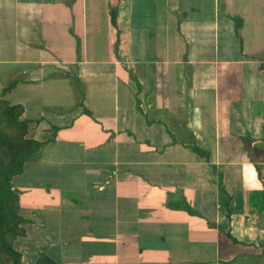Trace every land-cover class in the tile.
I'll return each instance as SVG.
<instances>
[{"label": "crops", "instance_id": "obj_1", "mask_svg": "<svg viewBox=\"0 0 264 264\" xmlns=\"http://www.w3.org/2000/svg\"><path fill=\"white\" fill-rule=\"evenodd\" d=\"M12 42L0 95L50 126L21 264H264V0H0Z\"/></svg>", "mask_w": 264, "mask_h": 264}, {"label": "trees", "instance_id": "obj_2", "mask_svg": "<svg viewBox=\"0 0 264 264\" xmlns=\"http://www.w3.org/2000/svg\"><path fill=\"white\" fill-rule=\"evenodd\" d=\"M112 21L117 24V9L112 10ZM5 92L0 95V264H21L15 241L26 233L28 220L21 213L22 190L13 179L42 143L27 136L32 120L23 116V104L4 98Z\"/></svg>", "mask_w": 264, "mask_h": 264}, {"label": "rangeland", "instance_id": "obj_3", "mask_svg": "<svg viewBox=\"0 0 264 264\" xmlns=\"http://www.w3.org/2000/svg\"><path fill=\"white\" fill-rule=\"evenodd\" d=\"M19 44H20V42L5 43V45H9V47H11V48L9 50L5 51V54L0 53V56L5 57V58H6V56L13 57L14 55L17 54V46ZM71 78H72L74 85H76L75 86L76 90H79L78 92H76L77 96H78V98H80V100H82L83 96H84L83 84L80 83L81 81L79 78H77V76H72ZM62 107H63V110L70 108V107H65V106H62ZM47 109L49 112V110L50 111L57 110V107H50L49 108V106H47L46 110ZM49 129H50V126H48V123H45V122L32 123L31 124V131L27 136H31L34 138L38 137L41 140H46L47 137H49V135H50Z\"/></svg>", "mask_w": 264, "mask_h": 264}]
</instances>
